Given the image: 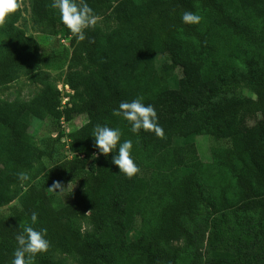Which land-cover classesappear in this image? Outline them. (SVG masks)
<instances>
[{
	"label": "trees",
	"instance_id": "obj_1",
	"mask_svg": "<svg viewBox=\"0 0 264 264\" xmlns=\"http://www.w3.org/2000/svg\"><path fill=\"white\" fill-rule=\"evenodd\" d=\"M31 2L39 21L70 38V61L86 72L69 85H82L85 95L64 109L53 84L28 100L0 96V208L20 193L19 206L0 215V264H11L26 224L50 242L34 264H264V0H86L117 24L97 23L83 41L60 22L52 0ZM184 11L201 23H182ZM20 15L18 4L5 19L1 86L17 70L34 76L46 63L36 39L17 26ZM138 97L155 108L163 138L133 134L114 114ZM80 116L84 124L53 137L64 138L74 157L55 162L31 119ZM97 124L133 141L140 171L132 178L94 148ZM198 137L209 142L206 161ZM44 159L48 172L23 191L18 175ZM56 181L76 185L75 193L59 197L49 189ZM133 229L139 235L129 240Z\"/></svg>",
	"mask_w": 264,
	"mask_h": 264
},
{
	"label": "rangeland",
	"instance_id": "obj_2",
	"mask_svg": "<svg viewBox=\"0 0 264 264\" xmlns=\"http://www.w3.org/2000/svg\"><path fill=\"white\" fill-rule=\"evenodd\" d=\"M19 7L21 9V15L17 22V26L21 28L27 36H32L38 42L39 50L42 53L46 63L37 69L34 76H30L24 70H17L14 73L13 81L7 85H0V96L9 100L19 99H31L38 92L43 90L47 84L55 85L60 98V109L69 107L74 101H79L84 98V87L79 85L77 90H73L69 85V80H73L79 74H85L86 70L83 66L75 64L70 61L71 48L69 47V37L63 34H57L51 28L47 21H39L36 15L32 11L31 0H18ZM97 23L105 30H111L116 26V21L110 15L106 17H98ZM6 21L0 24V49L8 42V37L5 32ZM162 62L161 58L157 59V65ZM248 93V90H244ZM86 121L85 116L75 117L69 122L65 120H56L55 118H46L44 120L31 119L30 126L32 134L37 140L38 145L42 149L47 151H54V161L58 162L62 159H72L74 154L69 151L68 145L62 142L54 141L53 137L56 136V132L62 128L65 132L77 129ZM254 123V119L250 121ZM186 141L179 140V144H183ZM198 144V151L201 154L203 161H206V157H209L207 147L209 142L204 141L201 138H196ZM50 168V161L47 159L38 162L30 171L26 172L35 182L37 179H41ZM26 182V181H25ZM25 182L22 183V190H25ZM76 185L67 184V188L59 193V197L64 199L71 193H75ZM20 196V193L18 194ZM18 196L11 203L0 208V215L8 214L13 208L19 206ZM209 210V209H208ZM210 211V210H209ZM83 228H89L88 221L86 219H79ZM139 235L137 229H133L127 234L129 240L136 238ZM181 249L184 247L182 241L177 243Z\"/></svg>",
	"mask_w": 264,
	"mask_h": 264
},
{
	"label": "clouds",
	"instance_id": "obj_3",
	"mask_svg": "<svg viewBox=\"0 0 264 264\" xmlns=\"http://www.w3.org/2000/svg\"><path fill=\"white\" fill-rule=\"evenodd\" d=\"M17 7V0H0V24L14 13ZM51 7L58 11L60 22L80 41L86 38L85 30L94 28L97 24L98 17L86 0H52ZM201 20L202 17L192 11H184L181 16L182 23L186 25H199ZM114 114L128 122L133 134H139L143 130L154 133L158 138L164 137V130L158 123L155 108L151 104H145L143 98L121 102L118 109L114 110ZM92 137L98 154L108 156L111 153V163L118 167L120 173L132 178L140 171L132 157L133 141L131 139L122 141V132L119 128L97 124L93 129ZM98 154L94 152L91 158L97 159ZM17 178L21 183L31 180L29 174L25 172L20 173ZM49 189L59 194L65 188L61 182L56 181ZM58 189L59 192L56 191ZM37 220L38 214L33 212L30 217L31 224H36ZM15 240L17 247L11 264H34L37 254L46 253L50 247L46 232L36 230L29 224L18 232Z\"/></svg>",
	"mask_w": 264,
	"mask_h": 264
}]
</instances>
